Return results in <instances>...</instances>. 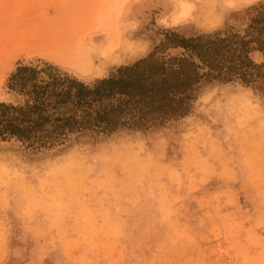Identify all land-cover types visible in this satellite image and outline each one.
I'll return each mask as SVG.
<instances>
[{
  "label": "clouds",
  "instance_id": "9594fccd",
  "mask_svg": "<svg viewBox=\"0 0 264 264\" xmlns=\"http://www.w3.org/2000/svg\"><path fill=\"white\" fill-rule=\"evenodd\" d=\"M258 4L103 0V39L74 38L54 63L94 90L166 32L243 35ZM201 76L173 97L180 112L118 94L70 103L47 140L0 128V264H264V92Z\"/></svg>",
  "mask_w": 264,
  "mask_h": 264
},
{
  "label": "trees",
  "instance_id": "16d2710c",
  "mask_svg": "<svg viewBox=\"0 0 264 264\" xmlns=\"http://www.w3.org/2000/svg\"><path fill=\"white\" fill-rule=\"evenodd\" d=\"M247 33L250 39L239 34L184 38L167 33L161 47L149 58L119 68L109 79L98 82L94 90L55 69L19 68L11 77L10 87L28 100L18 107L0 104V128L22 136L50 130L41 138L47 140L67 123L64 117L70 103L91 108L110 102L119 94L139 96L162 110L180 112L183 101L176 102L173 97L185 93L202 78L201 74L222 81L238 79L253 84L264 78V64H256L249 56L253 50L264 53V9L251 15ZM169 48H182L186 56L157 58L160 49ZM204 68L208 69L207 73H201Z\"/></svg>",
  "mask_w": 264,
  "mask_h": 264
},
{
  "label": "rangeland",
  "instance_id": "374dc122",
  "mask_svg": "<svg viewBox=\"0 0 264 264\" xmlns=\"http://www.w3.org/2000/svg\"><path fill=\"white\" fill-rule=\"evenodd\" d=\"M102 3L103 0H0V104L18 107L25 105L28 100L26 96L10 87L11 77L17 73L19 68L30 67L39 71L42 69H55L63 76L70 77L54 63L57 56L51 53L50 48L55 43L67 44L74 38L80 39L79 41L82 43L89 42L92 39L98 42L101 41L103 39V21L100 10ZM259 9H264V4L255 5L247 11L245 22L248 23V27L251 15ZM248 27L243 29V35L240 34L239 29L228 27L225 29L223 37L229 34H239L245 36L246 39H250L251 36L247 33ZM167 33H176V35L184 38L200 36L189 35L187 32H166L164 33V40L161 41L158 47H161L165 41ZM31 44L46 46L45 51L43 50V56L34 58L37 67L30 66L33 61L25 63L30 55V51L26 48L31 47ZM170 51L176 52L177 55L170 56L167 59L186 56L185 50L182 48L160 49L159 53H169ZM249 56L256 64H258L257 59L261 60L258 65L264 64V53L262 51L253 50ZM160 58H164V56H160ZM197 62L200 64L199 61ZM116 72L117 70L113 74ZM207 72L208 69H201V73ZM236 80L238 79L232 81ZM245 86L264 92V78L258 79L253 84H245ZM21 98H23L22 103L20 102Z\"/></svg>",
  "mask_w": 264,
  "mask_h": 264
},
{
  "label": "bare ground",
  "instance_id": "6f19581e",
  "mask_svg": "<svg viewBox=\"0 0 264 264\" xmlns=\"http://www.w3.org/2000/svg\"><path fill=\"white\" fill-rule=\"evenodd\" d=\"M58 21V20H57ZM59 23V22H58ZM41 24V23H40ZM50 25V24H49ZM41 26V25H40ZM82 35V34H81ZM27 36V35H26ZM85 39V38H84ZM88 39V38H87ZM25 40V39H24ZM28 40V39H27ZM80 40V39H79ZM25 43V42H24ZM27 43V42H26ZM29 43V42H28ZM9 44V43H8ZM22 44H23V42H22ZM21 44V45H22ZM32 45V44H31ZM41 45V44H40ZM17 46V45H16ZM33 46V45H32ZM51 46V45H50ZM61 46V44H59V43H55V45H53V47L51 46V48H50V51H51V53L52 54H55V50L58 48V47H60ZM19 47V46H18ZM25 47V46H24ZM49 49V48H48ZM45 51V50H44ZM49 51V50H48ZM49 51V52H50ZM51 54V55H52ZM56 55V54H55Z\"/></svg>",
  "mask_w": 264,
  "mask_h": 264
}]
</instances>
